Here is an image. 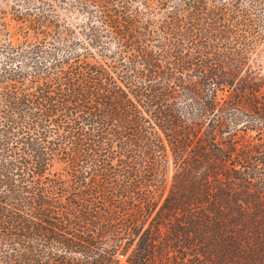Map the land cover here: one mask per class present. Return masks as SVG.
Returning <instances> with one entry per match:
<instances>
[{"label":"trees","instance_id":"obj_1","mask_svg":"<svg viewBox=\"0 0 264 264\" xmlns=\"http://www.w3.org/2000/svg\"><path fill=\"white\" fill-rule=\"evenodd\" d=\"M14 4L0 264H264V0Z\"/></svg>","mask_w":264,"mask_h":264},{"label":"rangeland","instance_id":"obj_2","mask_svg":"<svg viewBox=\"0 0 264 264\" xmlns=\"http://www.w3.org/2000/svg\"><path fill=\"white\" fill-rule=\"evenodd\" d=\"M21 10L25 9L22 5ZM15 4L14 0H0V16L10 19L14 12Z\"/></svg>","mask_w":264,"mask_h":264}]
</instances>
